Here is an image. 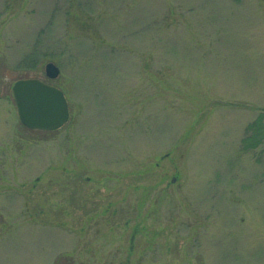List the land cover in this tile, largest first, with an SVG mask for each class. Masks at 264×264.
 Masks as SVG:
<instances>
[{
  "label": "rangeland",
  "instance_id": "obj_1",
  "mask_svg": "<svg viewBox=\"0 0 264 264\" xmlns=\"http://www.w3.org/2000/svg\"><path fill=\"white\" fill-rule=\"evenodd\" d=\"M0 264H264V0H0Z\"/></svg>",
  "mask_w": 264,
  "mask_h": 264
},
{
  "label": "water",
  "instance_id": "obj_2",
  "mask_svg": "<svg viewBox=\"0 0 264 264\" xmlns=\"http://www.w3.org/2000/svg\"><path fill=\"white\" fill-rule=\"evenodd\" d=\"M59 68L49 62L45 75L53 80L58 77ZM12 97L20 123L36 131H53L68 120V104L63 92L37 78L20 79L11 87Z\"/></svg>",
  "mask_w": 264,
  "mask_h": 264
}]
</instances>
